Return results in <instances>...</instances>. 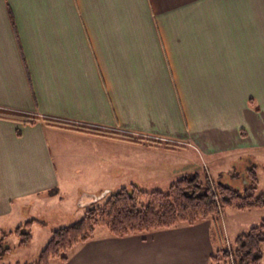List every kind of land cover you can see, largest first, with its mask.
Returning <instances> with one entry per match:
<instances>
[{
  "label": "crops",
  "instance_id": "obj_1",
  "mask_svg": "<svg viewBox=\"0 0 264 264\" xmlns=\"http://www.w3.org/2000/svg\"><path fill=\"white\" fill-rule=\"evenodd\" d=\"M0 111L107 131L0 119V219L9 232L34 220L31 233L50 235L43 215L57 209L55 228L82 217L58 194L69 172L130 187L197 174L163 143L264 156V0H0ZM152 155L159 165L144 159ZM90 195L78 197L80 209L98 200ZM211 227L105 233L59 264H209Z\"/></svg>",
  "mask_w": 264,
  "mask_h": 264
},
{
  "label": "trees",
  "instance_id": "obj_2",
  "mask_svg": "<svg viewBox=\"0 0 264 264\" xmlns=\"http://www.w3.org/2000/svg\"><path fill=\"white\" fill-rule=\"evenodd\" d=\"M0 119L24 125H33L41 121L49 126L82 133L107 132L19 113L0 111ZM17 135H20L19 131ZM118 135L125 141L135 143L146 141V144L152 145L151 140L132 138L126 134ZM245 181L242 193L222 183L214 184V192L207 176L201 179L198 174L182 176L165 192L159 190L148 192L137 186L122 188L109 194L103 205L86 209L82 217L72 224L52 230L49 240L39 251L36 260L30 264H50L54 259L65 263L68 260V253L76 246L97 239L96 229L101 227L106 228L107 236L121 239L179 226H194L204 221L212 223L210 242L213 250L209 264H231V262L260 264L261 246L264 244V220L260 225L235 237L230 252L224 245L225 240H222L223 234L219 226V219L224 209L264 208V191H257L258 176L254 166L245 169ZM34 223L36 221L31 220L17 226L2 238L15 235L19 239L17 247L24 248L32 240L30 229ZM40 225L44 224L40 223ZM217 243L221 246L217 247ZM1 246L0 239V249Z\"/></svg>",
  "mask_w": 264,
  "mask_h": 264
},
{
  "label": "rangeland",
  "instance_id": "obj_3",
  "mask_svg": "<svg viewBox=\"0 0 264 264\" xmlns=\"http://www.w3.org/2000/svg\"><path fill=\"white\" fill-rule=\"evenodd\" d=\"M165 148L178 150L177 153L172 154L170 158L172 161L177 160L181 162L182 170L186 167L188 163L182 161L178 155L180 154L181 158L187 159L190 161L189 164L195 169L196 172L201 179L205 177V175L211 178L214 184L222 183L224 185H228L231 188L238 190L242 193L245 179V168L250 164L246 165L244 163L247 160L253 161V166L257 171L258 176V192L264 191V156L256 154V156L252 154H228L225 151H217L212 154H207L204 150L200 149L198 151H194L189 153L183 148L168 146L163 143ZM167 151V150H165ZM180 151V153H178ZM160 155H152L153 158H144V159H154V166L160 164ZM167 161V160H166ZM184 164V165H183ZM161 165L171 166V163L161 162ZM152 168V165H148ZM147 167H142L139 170V175L146 174ZM70 175L66 176L62 179L61 184L58 190V194L63 196L65 200V204L67 207L68 214L76 215L77 212H83L91 207H97L103 205L106 198L109 194L115 193L122 188H129L130 186H126V182L124 178H121V181H110V179H96L92 177H87L85 172H69ZM184 175V174H183ZM181 175V176H183ZM190 175V174H188ZM180 176V177H181ZM179 177V178H180ZM178 178V179H179ZM176 179V180H178ZM176 180H167L163 185L159 186H150V185H142V188L145 191H153L159 190L162 192L167 191L169 186L173 184ZM121 182V186L118 184ZM135 183L136 181H132ZM117 183V184H116ZM157 183V181H156ZM107 190L104 196H102L103 191ZM89 193L90 196L98 197V200L94 203L80 207L77 205V199L81 193ZM86 194L82 195L85 196ZM61 210L57 209L51 211V213L43 215V219L47 220L50 226H53L52 229H56L58 227L56 223H58ZM62 219V218H61ZM76 219V218H75ZM264 220V208H252L246 210H237V209H224L221 213L219 219V226L221 228V232L223 234L222 240H226L233 242L235 237L239 234L246 233L250 228L258 226ZM72 224L73 222H67ZM9 221L7 219H0V225L3 227L2 232H0V239L2 240V246L0 249V264H29L33 263L35 260V255H37L38 251L42 249L43 245L49 240L50 235L46 233L43 228H37L35 231H32V241L24 248H18L17 243L19 239L15 235L7 236L2 238L3 235L7 234L11 228H8ZM65 224V225H70ZM2 229V228H1ZM107 233L106 228L101 227L96 229V235H103ZM47 239V240H46ZM224 245H225V241ZM222 245V246H224ZM221 246L220 243H217V247ZM59 259H54L50 264H59ZM260 264H264V244L261 246V261Z\"/></svg>",
  "mask_w": 264,
  "mask_h": 264
},
{
  "label": "built area",
  "instance_id": "obj_4",
  "mask_svg": "<svg viewBox=\"0 0 264 264\" xmlns=\"http://www.w3.org/2000/svg\"><path fill=\"white\" fill-rule=\"evenodd\" d=\"M209 182H210V186H211L212 190L214 191L213 184H212V182H211L210 179H209ZM214 192H215V191H214ZM226 244H227V246H228V250H229V252H230L229 243L227 242ZM231 264H232V262H231Z\"/></svg>",
  "mask_w": 264,
  "mask_h": 264
},
{
  "label": "water",
  "instance_id": "obj_5",
  "mask_svg": "<svg viewBox=\"0 0 264 264\" xmlns=\"http://www.w3.org/2000/svg\"><path fill=\"white\" fill-rule=\"evenodd\" d=\"M244 183H245V181H244Z\"/></svg>",
  "mask_w": 264,
  "mask_h": 264
}]
</instances>
